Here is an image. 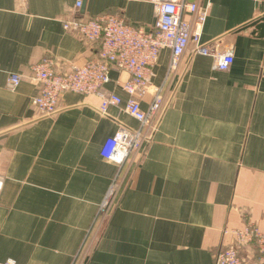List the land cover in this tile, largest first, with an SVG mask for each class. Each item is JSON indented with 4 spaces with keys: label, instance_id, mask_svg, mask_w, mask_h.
I'll return each instance as SVG.
<instances>
[{
    "label": "crops",
    "instance_id": "0c3cea01",
    "mask_svg": "<svg viewBox=\"0 0 264 264\" xmlns=\"http://www.w3.org/2000/svg\"><path fill=\"white\" fill-rule=\"evenodd\" d=\"M190 1L208 9L202 41L232 47L234 62L218 69L190 47L169 73L163 48L152 83L164 106L120 168L101 149L121 125L140 124L123 107L129 73L111 70L106 89L123 104L107 113L97 95L66 91L57 111L42 115L30 66L51 56L66 71L98 52L99 41L64 26L70 19L119 12L155 29L152 0H0V264H215L235 229L264 230V28H241L264 16V0ZM12 73L22 75L15 87ZM150 99L141 97L143 108ZM117 173L108 214L90 229ZM240 254L264 264L256 243Z\"/></svg>",
    "mask_w": 264,
    "mask_h": 264
},
{
    "label": "built area",
    "instance_id": "2783aa9c",
    "mask_svg": "<svg viewBox=\"0 0 264 264\" xmlns=\"http://www.w3.org/2000/svg\"><path fill=\"white\" fill-rule=\"evenodd\" d=\"M156 13V28L148 30L128 23L119 12H107L88 18H75L64 22V26L80 33L90 41H99L98 52L84 63H73L66 71H58L54 58L44 56L30 66L31 76L40 83V91L33 103L42 115L54 114L61 96L66 91L82 95H97L100 111L107 113L112 105H122L123 97L116 91L107 90L111 70H126L129 77L121 83L129 94L123 107L139 121L138 127L121 125L107 137L102 156L123 167L144 146L151 137L165 102L162 87L152 83L160 52L171 49L169 73L176 72L184 53L192 47L195 52L214 57L218 69L227 70L234 62L232 47L219 49L218 40L202 41V30L207 19V6L190 0H152ZM83 0H77L81 6ZM22 79L20 73L8 76L10 87L17 86ZM151 93L146 108L141 105V97ZM120 174L114 177L90 229L105 220L116 197V186ZM90 231H88L89 233ZM86 241L83 243L82 247ZM256 243L264 254V230L254 223H248L234 230V240L220 248L215 264H245L240 254L242 246ZM15 261L10 260L13 264ZM73 264H77L75 261Z\"/></svg>",
    "mask_w": 264,
    "mask_h": 264
},
{
    "label": "water",
    "instance_id": "95a60500",
    "mask_svg": "<svg viewBox=\"0 0 264 264\" xmlns=\"http://www.w3.org/2000/svg\"><path fill=\"white\" fill-rule=\"evenodd\" d=\"M262 21H264V16H263V17H260V18H257V19H255V20H253V21H251L250 23H248V24L242 26L241 28H247V27H249V26H254V25H256L257 27H259V26H263V28H264V23H263V24L261 23ZM260 23H261L262 25H260ZM263 32H264V29H263Z\"/></svg>",
    "mask_w": 264,
    "mask_h": 264
}]
</instances>
